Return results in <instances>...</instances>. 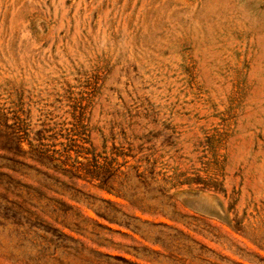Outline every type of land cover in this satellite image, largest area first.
I'll use <instances>...</instances> for the list:
<instances>
[{"label": "rangeland", "instance_id": "rangeland-1", "mask_svg": "<svg viewBox=\"0 0 264 264\" xmlns=\"http://www.w3.org/2000/svg\"><path fill=\"white\" fill-rule=\"evenodd\" d=\"M0 264H264V0H0Z\"/></svg>", "mask_w": 264, "mask_h": 264}]
</instances>
